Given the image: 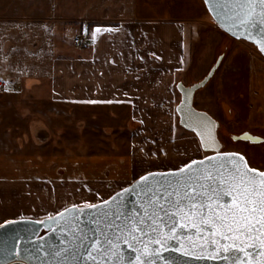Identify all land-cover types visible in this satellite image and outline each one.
<instances>
[{"label": "crops", "instance_id": "0c3cea01", "mask_svg": "<svg viewBox=\"0 0 264 264\" xmlns=\"http://www.w3.org/2000/svg\"><path fill=\"white\" fill-rule=\"evenodd\" d=\"M133 1L131 13L105 19L111 25L88 20L76 34L85 39L81 47L73 42L76 51L65 45L54 55L52 34L49 40L53 48L45 55L31 53L32 49L24 53L23 41L18 50L10 52L1 44L0 58L16 61L12 70L0 75V170H9L14 164V169L27 172L16 177L2 173L0 188L22 186L21 194L27 199L25 194L38 177L39 150L46 160L49 158L50 170L62 176L50 182L60 186L57 190L67 195L65 201L72 200L76 192L95 188L101 189L99 194H107L103 200L147 171L177 168L201 157L198 138L182 137L179 131L183 126L175 110L174 89L182 81L178 76L188 75L203 42H208V34L220 27L204 0ZM227 36L225 44L218 37L210 48L214 59L223 51L222 67L220 71L217 68L214 82L222 88L235 78L245 79L251 104L243 111L227 97L219 96L221 109L235 112L236 124L243 125L240 131L263 137L264 55L241 43L237 51L231 50L238 42L235 39L229 45L231 35ZM34 44L33 50L38 45L36 37ZM23 55L26 64L22 75L28 76L30 68L36 71L43 59L51 63V71L45 72L52 80L50 96L43 92V80L34 88L32 81L26 84L14 75L16 62ZM5 73L12 75L6 77ZM127 134L132 140L130 148L119 143ZM13 157L21 161L13 162ZM57 212L29 215L16 208L2 213L0 223L22 217L41 219Z\"/></svg>", "mask_w": 264, "mask_h": 264}, {"label": "water", "instance_id": "95a60500", "mask_svg": "<svg viewBox=\"0 0 264 264\" xmlns=\"http://www.w3.org/2000/svg\"><path fill=\"white\" fill-rule=\"evenodd\" d=\"M204 2L220 28L236 39H244L253 43L260 51L259 45L254 40L261 38V30L264 29V25L258 24L255 29H248L247 31L254 34L253 38L249 39L245 29L232 26L233 21L230 19L232 15L231 5L224 9L213 10V5L209 0H204ZM234 32L237 35H233ZM260 52L264 55V52ZM222 59L223 54H220L209 71L200 80L191 84L178 81L176 84L180 93V101L175 107L179 116V123L196 135L201 148L208 152L206 155L195 158L177 168L147 171L109 197L89 204L101 205L116 197V202L110 208L106 207L104 209L107 216L96 208L86 207L87 205H70L42 219L22 217L7 220L20 222L8 228H0V264H91V256L88 255L89 245L97 238L103 240L105 235L113 239L115 252L110 255L115 260L118 253V264H137L136 257L138 255L141 256V259L147 258L150 264H224L223 260L210 258L211 248L202 246L207 245L209 241L199 239L195 229L189 228L188 231L183 232L179 240L162 241L163 246L154 243L160 233L150 232L148 236H145L142 233L135 232L132 235L139 237V239L133 240L127 230V225L132 222L128 219L129 217L134 220L137 216L143 217L146 212L152 211L149 205L151 193L155 190L163 191L169 186V181L172 186L177 185L178 179L183 182L179 170L190 165L193 161H204L205 167L212 168L215 171V166H218L222 161L217 159L209 161L208 158L224 157L226 154H239L245 158L250 168L264 171V169L251 166L241 152L222 150L223 142L218 136L220 121L209 112L194 105L196 91L204 87L214 76ZM202 131L214 138L216 143L211 149L207 148L202 142L201 136L198 134ZM245 134L250 139L242 140L251 143L264 141V137L249 131L234 134L232 138H239ZM223 163L226 164V159ZM193 167L195 168V166ZM144 177H154L155 179L150 180L148 184H144ZM157 181L160 183H157ZM229 199L225 196L223 202H227ZM61 213L70 223H66L65 219H61ZM161 215L163 214L161 213ZM72 228L79 229L80 239L73 238ZM161 229L163 235H172L163 225H161ZM122 235L127 237V243L123 239H116V237ZM142 253L149 255L145 257ZM92 255L95 256L96 253L92 252ZM97 260H101V258L97 257Z\"/></svg>", "mask_w": 264, "mask_h": 264}, {"label": "rangeland", "instance_id": "374dc122", "mask_svg": "<svg viewBox=\"0 0 264 264\" xmlns=\"http://www.w3.org/2000/svg\"><path fill=\"white\" fill-rule=\"evenodd\" d=\"M133 3V0H0V24L2 25V35H0V37H2L3 40V42H0V48L2 44V49L4 51H15L18 50L20 45L19 42L23 41L24 44L23 47H21V50H24V53H26V51L30 53L29 50L32 49L31 53L36 52L37 55H45V51H51L53 48H51V43L49 40V36L52 34V36H54V55L61 52L64 49L62 46L65 45L69 47L68 49H71V47L74 49V38L76 34L81 32L83 25H87L89 22L88 20H94L96 23H110V21H106L105 19L116 18L117 16H125L128 13H131V10L133 9ZM90 24L91 29H93L94 24ZM107 25H111V23ZM35 31H37L36 34H34ZM35 37L38 45L37 48H34L33 50V47L36 46V44H34ZM218 37L223 40L224 44L226 43L225 40L228 39L227 33L222 28H219L215 33L208 34V42H203L200 54L198 57L194 58L193 64L189 68L188 75L186 73H182L178 76L179 78H182L183 82L191 84L197 80H200L211 68L212 61H216L217 57L220 54H223V52L219 53L218 55L216 54L214 59V51L210 49L213 46L212 41L214 42L218 39ZM26 38H28L27 41H29V45H26ZM235 39L236 38H232V36H230L228 44L230 45ZM236 41L238 44H232L234 48L231 50L234 49V51H237L239 48L238 46H240L239 43H241L243 47L248 45L254 49H257L253 43H250L244 39H236ZM26 47L29 48L27 49ZM74 51L76 50L74 49ZM24 59L25 55L21 56V59L19 58V60H17L16 64L18 65V70L14 72V75H19L21 81L24 83L26 82V84L28 81H32L31 85H34V88L37 81L43 80V92H45V95L50 96L52 94V80L50 73L48 75L45 72L51 71V63H46L43 59L41 63L37 64L36 71L34 68L29 69L32 72L27 76L25 74L22 75L25 70L24 65L26 64ZM15 61H12V58L9 57H1L0 75L1 72L4 73L9 71V69L12 70L11 66H15ZM221 67L222 63L220 64L217 71H220ZM232 69L233 66H231L230 70ZM19 71H21V74H19ZM217 71L204 87L196 91L194 103L198 108L209 112L212 116L220 121L218 136L223 142L222 150L241 152L245 155L248 163L251 166L264 169V141L259 143H251L242 139L234 140L232 135L238 134L237 132H243L240 131V128L243 125L238 123L236 124L234 118L236 117L235 112L228 110L224 111L221 109V100L219 99V96L227 97V99H229L239 108H242L241 110H243L244 107L246 108L247 105L251 104V102L248 100L249 97L246 81L245 79L238 77L237 80L235 78L229 85H227L230 90L226 86L221 88L219 82L217 85L214 82V79L218 73ZM34 73H37V75ZM10 75H12V73H5L6 77H10ZM174 90L175 100L178 103L180 101V93L178 92L176 85ZM180 128L181 130L179 131H181L182 137L189 135L196 137L192 131L185 129L184 127ZM105 134L110 136L113 135L109 133ZM108 139L111 138L108 137ZM131 141V138L127 134L122 140H119V143H123L127 148H130ZM113 148L117 149L116 147ZM207 153L208 152L204 151L203 149L200 151L201 157ZM37 158L38 177L35 179V185L31 186L30 188L31 190L36 191H33L30 196H28L31 191L28 190L27 194H25L27 195V199H23L24 194H21L20 189L22 186H20L21 188L14 185L9 187L1 186L0 189L3 191L5 190L4 193L6 194H4L3 197V194H1L2 190H0V205H2L0 206V221L3 220L1 217L2 213L16 211V208L18 211L30 213L29 215H38L51 212L54 213L63 209L70 202H78L86 205L87 203L93 204L107 195L99 194L102 192L101 189L95 188L91 190L80 191V193L75 191L77 194L71 195L73 196V199L70 201H65L64 198L67 195L64 192L61 193L57 190L60 186L55 182L54 184L50 182L52 180L54 181L53 177L62 179V176H58V174L55 173L56 170H50L49 166L51 165L48 160L49 158L46 160L45 153H43L42 150H39ZM14 160L19 161L20 159L13 157L12 161L14 162ZM14 167L15 165L13 164L9 170H0V175L5 173L10 175V177H16L19 176L20 172H27V170L22 169L23 171H20L19 169L17 170V168L14 169ZM51 172H53L54 176H50ZM58 172L60 173L61 171L58 170ZM48 176H50V178H48ZM23 188L29 189L28 186ZM49 190V195L45 194ZM22 201L25 202L22 203Z\"/></svg>", "mask_w": 264, "mask_h": 264}, {"label": "snow or ice", "instance_id": "6c2138e0", "mask_svg": "<svg viewBox=\"0 0 264 264\" xmlns=\"http://www.w3.org/2000/svg\"><path fill=\"white\" fill-rule=\"evenodd\" d=\"M213 10L232 6L233 27L255 29L257 25H264V0H209ZM99 31V30H97ZM237 35V33H233ZM253 32L247 31V38H253ZM260 51L264 52V29L261 38L254 40ZM204 145L211 149L216 143L214 138L205 131L198 133ZM234 139H250L247 134ZM217 159L222 161L212 168L205 167L204 161H193L190 165L179 170L180 179L177 185L169 186L163 191L155 190L149 197L151 212L143 217L137 216L127 225L128 234L133 240L139 237L132 235L138 232L145 236L151 233H160L154 243L162 244L169 239L179 240L181 234L189 228L195 229L201 240H207L206 246L211 248L210 258L220 259L224 264H264V171L250 168L245 158L239 154H226L224 157H210L209 161ZM226 159V164L223 161ZM195 166V168L193 167ZM154 177H144L143 183L148 184ZM157 183H160L157 181ZM139 187V185H138ZM119 195V194H118ZM225 196L230 199L223 202ZM116 202V197L101 205H87L104 212ZM161 213L163 215H161ZM61 219L70 223L64 214ZM54 219V218H53ZM20 221H5L0 228H8ZM161 225L167 228L172 235H163ZM203 233V235H201ZM74 239H80L79 229L72 228ZM127 243V237H116ZM147 247V246H145ZM135 251V249H133ZM92 252L96 255L93 256ZM115 252L113 239L104 236L92 241L89 245L88 255L91 264H118L111 258ZM145 257L149 254L142 253ZM100 257L101 260H97ZM137 264H150V261L141 256L136 257Z\"/></svg>", "mask_w": 264, "mask_h": 264}, {"label": "built area", "instance_id": "2783aa9c", "mask_svg": "<svg viewBox=\"0 0 264 264\" xmlns=\"http://www.w3.org/2000/svg\"><path fill=\"white\" fill-rule=\"evenodd\" d=\"M74 43L78 47H81L85 43V39L83 37H81V36L80 37H75L74 38Z\"/></svg>", "mask_w": 264, "mask_h": 264}, {"label": "flooded vegetation", "instance_id": "af4514ba", "mask_svg": "<svg viewBox=\"0 0 264 264\" xmlns=\"http://www.w3.org/2000/svg\"><path fill=\"white\" fill-rule=\"evenodd\" d=\"M177 88V87H176ZM178 90V89H177ZM179 92V91H178ZM194 99H195V97H194ZM177 105V104H176ZM194 105H195V103H194ZM196 106V105H195ZM197 107V106H196ZM198 108V107H197ZM176 110V109H175ZM179 117V116H178ZM219 127H220V125H219ZM219 127H218V130H219Z\"/></svg>", "mask_w": 264, "mask_h": 264}, {"label": "trees", "instance_id": "16d2710c", "mask_svg": "<svg viewBox=\"0 0 264 264\" xmlns=\"http://www.w3.org/2000/svg\"><path fill=\"white\" fill-rule=\"evenodd\" d=\"M223 52V51H222Z\"/></svg>", "mask_w": 264, "mask_h": 264}]
</instances>
